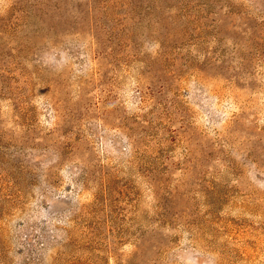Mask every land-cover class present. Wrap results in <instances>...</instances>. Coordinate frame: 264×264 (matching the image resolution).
I'll return each instance as SVG.
<instances>
[{"label": "rangeland", "instance_id": "1", "mask_svg": "<svg viewBox=\"0 0 264 264\" xmlns=\"http://www.w3.org/2000/svg\"><path fill=\"white\" fill-rule=\"evenodd\" d=\"M0 264H264V0H0Z\"/></svg>", "mask_w": 264, "mask_h": 264}]
</instances>
